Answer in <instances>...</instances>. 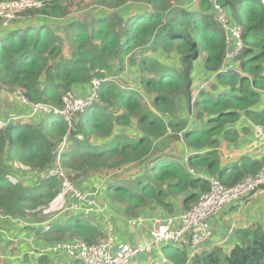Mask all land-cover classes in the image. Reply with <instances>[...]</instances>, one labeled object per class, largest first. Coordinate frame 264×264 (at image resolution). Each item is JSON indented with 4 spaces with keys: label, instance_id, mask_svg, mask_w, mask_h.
<instances>
[{
    "label": "trees",
    "instance_id": "1",
    "mask_svg": "<svg viewBox=\"0 0 264 264\" xmlns=\"http://www.w3.org/2000/svg\"><path fill=\"white\" fill-rule=\"evenodd\" d=\"M40 1L45 7L27 14L34 17L7 27L0 23V96L5 92L14 98L20 92L33 105L62 110L66 94L97 79L98 101L72 122L54 112L37 113L0 129L1 217L26 219L29 211L48 209L61 182L46 181L44 175L58 158L80 189L94 174L133 166L128 173L133 175L138 163L145 164L124 182L112 179L102 192L130 219L145 208L178 214L177 198L185 212L210 190L212 179L230 187L264 167V159H243L222 169L218 152L222 141L238 139L232 126L264 127V5L259 0H221L243 31L244 49L232 70L225 68V32L209 0H200L199 10L191 8V1L97 0L103 9L70 21L60 28L62 35L50 24L67 18L68 0ZM130 3L148 10L125 20ZM164 55L176 57L179 65L175 60L169 66ZM129 73L139 75L138 89L154 95L153 101L146 104L137 88H122L120 80ZM205 81L207 86L200 85ZM9 176L19 182L11 183ZM127 182L134 187L124 186ZM31 217L48 221L42 213ZM106 228L99 230L89 217L75 214L38 236L92 245L106 237ZM235 237L229 253L215 248L190 259L186 247L169 245L164 254L171 264H264L263 225L237 230Z\"/></svg>",
    "mask_w": 264,
    "mask_h": 264
},
{
    "label": "built area",
    "instance_id": "2",
    "mask_svg": "<svg viewBox=\"0 0 264 264\" xmlns=\"http://www.w3.org/2000/svg\"><path fill=\"white\" fill-rule=\"evenodd\" d=\"M264 5V0H259ZM6 2V1H5ZM211 4V14L222 26L227 44V54L225 68L227 70L235 69V61L244 49L242 40V27L238 25L230 16L227 9L221 3V0H209ZM44 1L39 0H12L11 2H0V23L7 27L18 20L23 15L22 12H28L33 9H39L44 6ZM28 10V11H27ZM99 80H93L90 86L91 91L86 98H78L74 93H68L64 96L65 106L62 110L51 108L45 105L31 104L20 92L16 97L21 99L29 108L31 114L37 113L50 114L54 112L60 115L68 122H72L77 112L87 110L98 100ZM33 115H29L32 117ZM28 115L8 116L7 120L0 118V129H4L10 124L30 119ZM258 135L264 136V127H255ZM17 168L24 170L25 165ZM30 171V170H24ZM108 173H106L107 175ZM58 178L61 182V191L49 204L48 209L57 213H69L70 217L79 214L84 217H103L109 232L108 238L100 240L97 244H88L85 241L75 238L74 240L60 241L39 252L30 251L29 255L33 257L53 256L57 263H61L60 255L71 259L73 262L81 264H130L131 261L143 254H149L154 249L161 250L165 246L189 247L194 254H199L202 248L210 241L212 237V222L228 206L243 203L253 198L260 191H264V167L253 176H247L241 182L234 186H226L217 179L210 181V190L203 193L197 204L190 210L183 212L179 216H174L165 220H152L153 228L151 231V240L143 241L139 246L122 245L114 250L115 238L113 236L114 226L111 225V219L108 218V206L100 201L97 185L101 186L104 180L95 178V186L88 189L78 188L68 177L65 170L59 164L46 171L44 180ZM13 184L19 182L13 176H9ZM96 188V189H95ZM69 217V218H70ZM53 218L48 220L46 230H50L49 224ZM56 221V220H55ZM128 225L136 228H143L147 223L146 218L136 217L127 220ZM15 249V248H14ZM5 256V255H3ZM1 256L0 258H2ZM11 256V257H10ZM6 259L11 258L14 263L18 261L10 254ZM5 262V259H2ZM30 264H37L31 262ZM161 264H171L164 257Z\"/></svg>",
    "mask_w": 264,
    "mask_h": 264
},
{
    "label": "crops",
    "instance_id": "3",
    "mask_svg": "<svg viewBox=\"0 0 264 264\" xmlns=\"http://www.w3.org/2000/svg\"><path fill=\"white\" fill-rule=\"evenodd\" d=\"M187 1H191V8H194V0H180V2L183 3H186ZM137 80L139 82V75L136 76V79L132 83L137 85ZM197 84L199 85V83ZM89 92L90 85H86L76 87L74 93L78 98H86ZM13 99H15V97ZM2 107H8V99L4 96L0 97V108ZM2 111L3 110H0V118H7V114ZM31 112L32 110L29 108L28 114L33 115ZM34 116L35 115L29 117L30 120L34 119ZM231 129L238 132L239 137L234 143L227 142L225 140L221 142L218 152L220 156V167L222 169L227 166L238 165L243 159H246L247 161H260L264 159V136H257L258 133L250 122H246V124H244V122L239 123L235 126H232ZM243 129L246 130L244 131ZM160 147L162 146L160 145ZM114 172L115 171L108 172V174ZM106 173L107 172L97 174ZM90 177H93L90 180V183L92 186H94L95 178L94 176ZM90 177L85 178L83 182H87ZM111 180L112 179L109 178L106 179L100 186L99 198L103 203L109 204H107V216L109 219H111V222H114L115 225L113 230V236L115 238L114 250L118 249V247L122 245L139 246L143 241L151 240V231L153 228L152 220H165L174 216H179L184 212L182 208V198H177L174 200V204L175 211L179 212L178 214L170 215L168 213H161L159 210H154L152 208H145L140 211L138 216L146 218L147 223L145 226L143 228L131 227L127 223L128 217H125L123 212L118 209L119 207L114 205V202L102 194L104 188ZM82 189H88L84 183ZM5 218L8 219L5 221L0 220V250L2 251L5 246H10V248L6 254H0V257L5 255L0 258V260L6 259L8 256H10V254L19 259L15 263L13 260H11L9 263L10 259H7V261L3 262V264H30L31 262H37V264H81L79 262H73L67 257H63V254L60 255V258L62 259L61 263L55 262L56 258L53 256L33 257L29 255L30 251L39 252L52 246L56 242L64 241H48L43 238H39V233L46 235L47 233L51 232L54 224H49L50 230L47 231V221L37 223L39 225V228H37L35 224H32L34 222L33 220H31L32 222L30 223L25 221L26 219H13L10 217ZM89 219L91 222L98 224L100 229L104 230V226H106V224L103 217H89ZM128 220H130V218ZM256 224H261L264 226V191H260L253 198H250L243 203L228 206L222 213L216 216L211 227L212 237L210 238V241L202 248L200 253H209L215 248H221L225 253H229L237 243V239L235 237L236 231L240 229L245 230L251 228ZM105 235L108 236L109 232H106ZM13 245L19 246L14 249ZM185 247L188 249L187 251L189 258L192 259L196 254L193 253L191 248L187 246ZM164 248L161 250L154 249L153 252L149 254L140 255L134 258L130 264H161L164 257L167 258V256L164 254Z\"/></svg>",
    "mask_w": 264,
    "mask_h": 264
},
{
    "label": "rangeland",
    "instance_id": "4",
    "mask_svg": "<svg viewBox=\"0 0 264 264\" xmlns=\"http://www.w3.org/2000/svg\"><path fill=\"white\" fill-rule=\"evenodd\" d=\"M11 1L12 0H8V1L4 2V3H8V2H11ZM199 1L200 0H194V4H193L194 6L192 5L195 9H198V10L200 9ZM174 2L176 3V1H174ZM44 3L46 5V1H44ZM68 3L69 4L66 3L64 5V6H69L68 12L70 14L67 16V18H65L64 20H62L60 24H56V23H51L50 24L51 25L50 27L52 29L56 30L60 34L62 32L60 28L66 26L67 23H69L70 21H73V20H76V19H78V20L83 19V16H85V15L95 16L99 11H101L103 9L102 6H98L97 5V3H98L97 0H68ZM45 5L42 6L41 8H39V9H33V10H30V11H28V10L27 11L28 12L41 11L45 7ZM70 5H71V7H70ZM147 10H148V8L145 5H143V4L136 5V4L130 3L124 9V13L122 14V16L124 17L125 20H127V19H129L131 17H134L135 18V17H137L138 14H141L144 11H147ZM28 12H26V11L25 12H22L21 14L23 15V17H21L19 19L26 18V17L29 19V18L34 17L33 15H27ZM33 22H34V19H32V23ZM166 56L167 55H164V57L166 58V63H168L169 66L173 67L174 64H175V60H177V63L176 64L179 65V61H178V59L176 57H172L171 58L170 56H167V57ZM169 59H171V61H169ZM136 76H137L136 73H129L128 75L122 76V78L124 79V82L120 80L121 83H119V84L122 86V88H130V87L131 88H137V85L134 84V83H132L136 79ZM208 83H209V81H205L203 83L201 82L200 85L207 86ZM91 89H90V91H91ZM137 90L142 95H144V97H145V103L146 104L148 103L149 100L151 102V101H153L155 99L154 95H152L150 93H145L141 89H138V88H137ZM207 90H210V88L208 89V87H207ZM3 96L8 99V107L7 108L2 107V108H0V110H3L2 112L6 113L7 114V117L8 116H14V115H29L28 114L29 113V107L21 99H19L18 97L15 96V99L13 100V98H10L7 95V93L5 95H3ZM2 105H4V104H2ZM134 131L135 130H134V125H133L132 126V129L129 132L130 133H133ZM164 143L165 142H162L161 144H158L159 145L158 147L160 148V145L161 146H165ZM17 165L18 166H21L23 164L17 163ZM15 166H16V163H15ZM146 167L147 166L145 164L138 163L135 172H137L138 170H140V168H143L144 169ZM23 168H24V170H30V167H28V166L23 167ZM131 172H133V166L126 167L124 169H120L118 171H115L114 173H109L107 175L106 174H97V175H92V176H94V178L102 179L104 181L109 178V179L121 180V181L124 182V181L128 180L130 177H132L135 174V172H134L133 175L128 174V173H131ZM92 178L93 177H90L87 180L88 183L86 181L84 182L86 188H90L91 187V183H90L91 181L90 180ZM94 186H95V184H94ZM124 186H127L129 188H133L134 187V185L132 184V182H127V183L124 184ZM96 188L99 189L100 186L97 185ZM40 213H42L44 216H46L48 218L47 220H50V219L53 218V221H51L50 223L59 222V226H60V221H62L64 219H67V218L70 217V214L69 213L68 214L67 213H57V214H53V212L50 211L49 209L39 208V209H37L35 211H29V212H27L28 217H26V220L25 221L31 223L32 222L31 221L32 220V217L31 216L39 215ZM95 218H97V217H95ZM6 219H8V218L0 217V220L5 221ZM40 222H42V221H34L32 224H35L37 226V228H39V225L37 223H40ZM0 225H1V222H0ZM111 225L115 227L113 221L111 222ZM63 226H66V224H63ZM94 226L97 229L100 230V228H99L100 226L98 224L94 223ZM106 238H108V236H106L105 239ZM18 246H14L13 248H17ZM213 248H215V247H213ZM9 259H11V258H9ZM5 261H7V259H5ZM10 261L11 260H9V263H10Z\"/></svg>",
    "mask_w": 264,
    "mask_h": 264
},
{
    "label": "water",
    "instance_id": "5",
    "mask_svg": "<svg viewBox=\"0 0 264 264\" xmlns=\"http://www.w3.org/2000/svg\"><path fill=\"white\" fill-rule=\"evenodd\" d=\"M5 94H6L5 92H2V94H1L0 97H3V95H5ZM176 148H177V150H178L179 153L183 152V150H184V145H183V143L180 142V141L177 142V143H176Z\"/></svg>",
    "mask_w": 264,
    "mask_h": 264
},
{
    "label": "clouds",
    "instance_id": "6",
    "mask_svg": "<svg viewBox=\"0 0 264 264\" xmlns=\"http://www.w3.org/2000/svg\"><path fill=\"white\" fill-rule=\"evenodd\" d=\"M95 80H97V79H95ZM100 81V80H99ZM91 84H92V82L90 83V86H91ZM74 93V92H73ZM75 94V93H74ZM98 101V100H97ZM96 103V102H95ZM94 103V104H95ZM11 125V124H10ZM9 125V126H10ZM8 127V126H7ZM79 140H82V138L80 137V139ZM58 162H59V164H60V158H58ZM61 165V164H60ZM57 179V178H56ZM51 180V179H50ZM47 181V180H46ZM95 218V217H94ZM92 224L94 225V223L92 222ZM55 225V224H54ZM107 227V226H106Z\"/></svg>",
    "mask_w": 264,
    "mask_h": 264
}]
</instances>
